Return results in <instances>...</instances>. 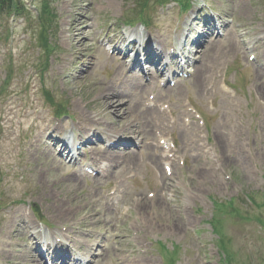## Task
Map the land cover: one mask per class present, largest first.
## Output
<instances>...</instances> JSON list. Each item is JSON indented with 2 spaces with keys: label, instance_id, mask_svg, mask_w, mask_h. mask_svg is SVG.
Masks as SVG:
<instances>
[{
  "label": "rangeland",
  "instance_id": "rangeland-1",
  "mask_svg": "<svg viewBox=\"0 0 264 264\" xmlns=\"http://www.w3.org/2000/svg\"><path fill=\"white\" fill-rule=\"evenodd\" d=\"M24 1L27 4L32 2ZM51 1L59 19L57 29L62 30L64 22H72L77 16L73 7L65 6V3L72 0ZM113 2V8L103 9L97 5L98 0H85V6L90 4L83 10L89 17L85 50L87 58L94 60L87 77L68 88L56 78L59 72L56 57L53 63L48 64L46 76L42 78L47 80L46 90L55 103L64 108L67 116L59 119L52 113L36 109L35 112L40 118H45L46 124H59L62 129L70 131L80 119L81 113L101 112L103 107L96 92L98 82L116 84L117 81H124L127 86L131 85L125 73L115 79L119 61L116 58L111 60L107 54V49L111 47L105 43V39L108 40L111 36L107 31L123 32L119 27L120 19L126 5L130 3L128 0ZM206 5L213 9L214 17L230 11L227 0H207ZM239 6L246 11H241ZM197 8L199 6L194 9ZM207 10L201 11L200 16L208 14ZM174 12L176 9L155 8L150 11L151 26L153 25L151 34L162 40L169 36V43L164 41L165 49L175 45L176 34L182 29L184 22V19L179 24L172 21ZM35 13L32 9L30 19L33 26H36V20L32 18ZM193 16L194 13H191L186 22H190ZM10 23L11 25L6 18L0 17V29L2 26L14 28L9 40L4 41L3 36H0V91L3 89L0 93V106L7 100H14L17 106L22 105V97L14 95L18 90L21 95L27 93L31 100L39 98L41 107L42 97L28 81L31 74H34L35 81L39 80L38 73L32 70L37 61L38 50L34 48L30 32L25 31V22L21 23V20L16 19ZM222 23H230L236 27L239 24L248 25L250 34L246 39L250 40L254 31L264 33V4L261 0H234V13L224 17ZM219 31L221 34L222 29ZM195 36L193 34L187 43L190 44ZM222 36L215 42H219L220 50L219 55L212 61L215 73L208 75L205 88L202 84L194 86L189 75L179 78L174 83L175 86L167 83L160 85L163 80L158 78L153 86L134 97L140 102L137 103L136 122L145 135L142 140L140 137L129 138L136 144L128 152L133 153L137 161L138 166L133 169H118V166H114L108 175L97 179L95 176L85 175L78 185L72 187L66 178L72 177L77 170L65 159L59 164L57 154L60 149L56 146L55 157L51 155L43 159L47 164L41 167H48V172L42 174L43 179L48 180L44 185L38 178L34 154L28 155V151L40 152V146L35 143L33 135H37L38 130H43L44 127L34 124V129L28 135H23V128L16 129L21 119L19 113L17 109L11 111L10 117L14 119L15 127L10 129V142L5 141L6 139L0 140V228L3 225L2 216L18 209L32 219L35 227L42 232L65 233L68 226L66 221L75 223L83 217V212L87 211L85 204L90 208V200H94L92 195L103 198L108 196L111 209L104 207L100 220L109 224L107 227L100 225L93 228L92 234L99 246L97 257L89 264H163L157 242L163 243L169 249L174 245L179 247L176 264H220L214 245L215 236L206 223L213 213L211 199L225 201L236 198L241 211L246 214V219L235 221L227 217L224 224L225 233L232 240V250L238 261L235 263L262 264L264 227L257 223L256 218L264 215V207L253 206L241 196V192L252 194L257 203H261L264 197V93L256 89L264 79L256 77V67L249 61L252 54L255 59L264 62V46L261 44L264 41L251 43L252 49L248 51H227V43ZM80 66L81 63L74 58L68 71L75 75ZM188 70H192V67ZM8 75L9 82H5ZM166 87L171 90H165ZM153 96L157 97L165 112L157 126L153 124L147 128V123L140 115ZM74 102L78 103L77 106L73 105ZM179 107H182L183 113L179 112ZM191 107L196 109L195 112L201 115V119L205 118L203 124L191 114ZM26 113L32 112L27 110ZM100 117H107L108 123L111 119V115L106 116L104 113ZM186 119L193 123L191 127L197 129L191 137H180L178 125L188 126ZM103 121L105 120H100ZM30 126L31 123H28L24 128L28 127L29 130ZM160 132L164 136L156 137ZM50 135L56 136L55 133ZM161 137L174 143V148L169 150L171 153L165 152L159 145L158 139ZM156 146L157 149L154 148ZM122 151L127 150L123 148ZM151 156L157 160V169L154 161L149 158ZM81 158L80 167H83L90 162L89 151L86 150ZM165 164L171 171L165 170ZM93 166L94 169L97 168L96 165ZM92 189L94 194L90 193ZM136 196H143L147 202L139 209L135 207L138 219L121 218L116 211L117 203L133 200ZM102 201L105 202L103 199ZM77 202L79 205L74 207L73 215L63 219L58 218L51 205L67 206ZM31 204L38 206L42 222L28 209ZM99 206L101 208L104 204L100 202ZM85 221L92 225L91 220ZM74 254L80 253L75 251ZM11 260L10 253L0 255V264L12 263L14 259Z\"/></svg>",
  "mask_w": 264,
  "mask_h": 264
},
{
  "label": "bare ground",
  "instance_id": "bare-ground-1",
  "mask_svg": "<svg viewBox=\"0 0 264 264\" xmlns=\"http://www.w3.org/2000/svg\"><path fill=\"white\" fill-rule=\"evenodd\" d=\"M113 1L98 0L99 5L102 8L106 9H111L114 7ZM227 1L230 5V11L226 14L218 16L217 18L219 20L223 19L227 15H232L234 13V0ZM83 5L84 4L82 0H75L74 8L76 9V15L79 16V18L71 23L64 24V26L66 27H63V30L61 31V41L65 46L63 47L64 50L61 51V56L57 59L60 68V72L57 74V78L60 79L62 81V84L67 86L68 88L73 84L78 83L82 78L87 77L90 68L94 65V60L91 58L88 59L86 56L85 47L88 41L86 38V25L88 26L89 17L84 14L85 12L83 10L85 9ZM89 5L90 4L86 5L85 7L87 8L89 7ZM70 6L71 4L69 5V7ZM240 10L244 11L245 9L240 8ZM213 22L214 19L211 17H206L202 22L203 28L206 29V31L204 30V33H206L208 36L213 34V30L210 28ZM227 26L228 28L224 30V40L227 43V51L251 49L250 44L252 42L259 41L262 37H264V33H261L260 35L259 31H254L252 33V38L250 40H247L245 39V37L249 35L248 25H240L241 28L246 30L243 35L238 34V27L233 25ZM188 32L191 33L192 31ZM188 32L186 33V35L188 34ZM203 36V34H200L198 36L199 39L196 45L200 50L198 56H195L194 60L191 62L192 70L190 71L191 78L194 82L193 85L197 86L202 84L205 88L208 75L215 73V67L212 64V61L217 55H219L220 50L218 44H214V41H208L207 44L203 43ZM117 37L120 38L119 35H117ZM133 40H135L138 44H142V47L145 48L146 54L148 55L147 59H145V62L146 64H148V67L145 69L140 68L138 69V71L134 72L130 71V75L127 76V79L130 80L131 85L128 86L124 83V81H117L116 84H110L109 82H98L96 92L97 96L99 97L98 99L101 100L100 105L103 107L101 112L81 113L80 119L77 120L76 125L72 126V128L78 132V140L80 141V143H91L90 141L92 137H97L98 139V143H94L90 146L91 153L94 154V157L90 158V166L94 165V163H96V166L99 165L101 163L100 158H105L108 166H110L111 168L115 165H118L120 168L125 169H133L138 166L137 161H135V158L133 157V153L130 152L131 154L128 153L125 155L118 154L119 147L124 146L129 148L130 145H132L129 138L140 137V140H142L145 135L144 133L142 134L141 130L138 128V123L136 122L137 103L140 102H137L134 97L140 95L149 86H153L159 77L163 76L166 79H169V77H166L165 74H162V72L157 69L159 67V64H162L164 62V57H162V55L155 54L151 58L149 56V49H151L152 47H154V49L156 50L161 51L162 42L158 41L155 37H153L152 39L144 40L143 38L140 39V37L138 36L137 39L135 38ZM113 42L114 41L112 39L108 40L109 44H112ZM180 42L181 40L178 39L177 43L179 44ZM113 50L118 53L120 52L119 48L116 46L113 47ZM74 58L77 60V62L79 61L81 63V66L76 74L72 75L68 71V67L69 64L74 61ZM137 62L138 61H135L133 65L136 66L135 64ZM256 64L258 66L255 72L256 77H258L259 79H264V64ZM151 67H153L154 69H152ZM122 69H125V65L121 62L118 64V67L116 69L115 79H117V77L122 74ZM150 73H152V81L151 84L146 85L142 82V79L146 76L151 77V75H149ZM170 74L171 76H173L174 73L169 72V75ZM256 89L264 93V82H260V84L256 86ZM165 90L170 91L171 89L166 87ZM77 104L78 103L75 102L73 103L74 106H77ZM181 108L182 107H179V112L183 113V110H181ZM102 113L111 115L109 123L100 122L99 117ZM8 114L9 113L7 108H1L0 137H3L7 140H9L11 137L9 128L11 127L10 124L12 122L10 118H7ZM161 116L162 112L157 106V101H155L150 108L143 109L140 115V117L145 119L147 128H150L153 124L157 126V121L155 119ZM103 119L105 120V118ZM43 127L44 130H40L38 135H33L35 143L41 146L40 152L34 153V151H28V155L34 154V157L36 158L35 161L38 167V178L40 182L46 185L48 183V180L43 179L42 174L48 172V167H41L42 165L47 164V162L43 159H46L53 154L55 145L60 144L62 150L67 149L68 146L65 141L53 139L48 135L59 131L61 129L59 125H53V127L51 128H49L47 125H44ZM73 129H71L69 133H73ZM98 130L104 131L105 135L99 136V133L97 132ZM178 130L180 133V137H191L193 136L196 127L193 128L191 127V125L187 127L184 124H181L180 126L178 125ZM217 137L222 136L217 135ZM106 139H108V141L106 142L107 145L105 148H103L102 145L104 144V141ZM154 148L157 149V147ZM149 158L152 159V162L154 161L153 163L156 167L157 160H154L152 156ZM97 171L103 174L107 173V170L102 171L99 167L97 168ZM83 176L84 174L82 172H79L78 175H73L72 177L66 178V181H68L69 184L74 187V185L79 184V181L83 178ZM95 177H97V175ZM161 178L162 176L160 174V179ZM94 198V200H90V208H87V204H85L84 208L87 209V211L83 212L84 215L83 217H80L81 219L79 218V220L75 223L66 221L68 222L67 232L64 234L60 233L63 241L59 245H49L47 247L46 250L52 255V261L59 260L61 264L73 261L75 264H77L86 262V258H89L88 261H90L95 256L97 248L94 247L92 249L93 244L91 243L93 241V228L100 225L107 227L109 224L107 221L102 223L100 220V217L102 215L101 211L104 208L99 207V202L101 201V199H104V207H106L107 209H109L111 205L108 198L95 196ZM146 203V199H144L143 196L139 197L135 207L136 209H139ZM51 205L52 208L57 212L58 218L63 219L73 215L74 207L79 205V202L75 203L74 205L67 206L63 204ZM85 219L91 220L92 225L90 226L85 221ZM34 227L35 226L33 222L28 217H25V215L19 210L11 213L8 216L6 215L3 228L0 229V239H2L0 241V255L10 253L11 257L14 259L13 264H42L40 258H36L34 254L29 253L25 246L19 243L20 239H14L8 236L9 231H13L20 233L22 236L26 233H30L29 240L36 239L37 237L39 238V235H41V233H37L36 231H34ZM47 236L50 237L53 236V234H47ZM78 237L84 238L86 243L84 244L78 242ZM73 246L83 249L88 253V255L84 256V259L74 257L71 251ZM33 252L38 254L37 247L33 249Z\"/></svg>",
  "mask_w": 264,
  "mask_h": 264
},
{
  "label": "clouds",
  "instance_id": "clouds-1",
  "mask_svg": "<svg viewBox=\"0 0 264 264\" xmlns=\"http://www.w3.org/2000/svg\"><path fill=\"white\" fill-rule=\"evenodd\" d=\"M116 211L121 218L129 217L132 220L138 219L135 214V201L125 200L123 202H118L116 205Z\"/></svg>",
  "mask_w": 264,
  "mask_h": 264
},
{
  "label": "trees",
  "instance_id": "trees-1",
  "mask_svg": "<svg viewBox=\"0 0 264 264\" xmlns=\"http://www.w3.org/2000/svg\"><path fill=\"white\" fill-rule=\"evenodd\" d=\"M141 1L143 2V4L141 5V8H145V6L149 0H141ZM17 5H18L17 3H14V0H0V9L1 10H3V9L4 10L5 9L10 10L11 8L16 9ZM16 10H18V9H16ZM42 12L49 14L47 7L44 8ZM213 225H214V227H216L217 224L214 223Z\"/></svg>",
  "mask_w": 264,
  "mask_h": 264
}]
</instances>
